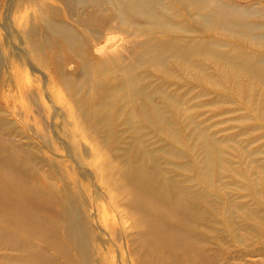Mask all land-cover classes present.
<instances>
[{
  "label": "bare ground",
  "instance_id": "1",
  "mask_svg": "<svg viewBox=\"0 0 264 264\" xmlns=\"http://www.w3.org/2000/svg\"><path fill=\"white\" fill-rule=\"evenodd\" d=\"M16 2L34 17L29 47L10 31L9 50L22 60L35 54L40 67L53 53L51 81L74 106L67 110L37 70L36 83L6 70L1 46L0 264H221L225 231L243 241L241 230L252 236L253 224L237 219L240 207L226 185L233 161L223 156L222 140L194 116L185 119L182 88L218 82L208 59L234 70L235 84L243 72L264 83V3ZM81 4L89 10L78 11ZM105 31L100 48L107 51L118 45L110 34H128L130 60L121 51L94 58L102 42L92 39ZM70 57L84 89L65 72Z\"/></svg>",
  "mask_w": 264,
  "mask_h": 264
},
{
  "label": "rangeland",
  "instance_id": "2",
  "mask_svg": "<svg viewBox=\"0 0 264 264\" xmlns=\"http://www.w3.org/2000/svg\"><path fill=\"white\" fill-rule=\"evenodd\" d=\"M253 1L260 7L264 3V0H242V2L249 3H253ZM25 4L29 5V2H25ZM80 10L88 11L89 7L87 4H81L78 11ZM33 14L34 10L32 8L20 7L16 0H0V48L3 46L6 51L5 69L17 70L27 77L30 83H36L31 73L32 70H37L36 72L44 76L43 81H45L47 87L50 84L51 87L54 86L57 89L54 91L55 93L62 94L65 104H67L66 109L69 110L74 104H72L73 102L66 88L51 81L55 72V68L50 62L53 53L50 52L46 55L47 65L40 67L35 54L29 55L27 53V61L15 56L9 50L8 33L10 31L16 37L24 39V45L27 48L29 47L26 39L31 23L30 19L33 20L34 17ZM120 33L110 34V38H108L113 39L112 41L116 39L115 43L118 45L108 51L107 48H100L103 46L106 31L102 38L92 39L95 46L102 42V45L95 47L93 55L96 57L94 58L106 59L103 56L121 51L126 53L125 61L130 60L132 55L127 52L126 48L132 46V41L129 39L128 34ZM17 42L22 45L20 40H17ZM68 61L65 64V72L76 77L81 83L79 88L84 89L87 80L83 83L80 80L83 73L82 69L75 65L77 60L70 57ZM34 64L35 69H33ZM205 65L209 66L210 76L213 75L218 78V82L207 83L206 87H203L199 83H195L193 77L191 81L195 84L182 88V91L186 92L183 105L189 110L185 119L189 121V118L194 116L196 122L201 125L200 127L207 129L208 136H214V138L222 140L223 156L233 161V164H227L230 170L227 173L228 183L226 185L230 194L235 196V200L240 207L236 214L237 219L244 226L248 222L253 224L252 236L246 228L241 230L243 241L235 239L231 234H228L227 230L225 231L228 243L226 244V250L221 253L223 259L221 264H264V222L262 218L256 216L257 214L264 216V83L256 80L253 82V79L243 72L240 73L241 77L237 78L238 84H235L234 70L219 68V64L217 65L215 60L212 59L206 60ZM113 69L109 68L108 70ZM225 74L228 82L224 80ZM92 81L91 78L88 79L87 84L89 85ZM180 87H182V84H173L170 89ZM49 92L48 94L53 98L52 91ZM192 127L195 126L192 125ZM45 150L48 154L53 155L47 147H45ZM60 153L65 154V151L62 149ZM57 157L65 156L59 155ZM226 191L224 186L222 192L225 194ZM109 211L111 215L114 214L112 209ZM222 217L220 213L214 216L215 219ZM218 223H214L215 228L209 230L210 235H213L214 230L220 227V223ZM211 246L214 245L211 244Z\"/></svg>",
  "mask_w": 264,
  "mask_h": 264
}]
</instances>
